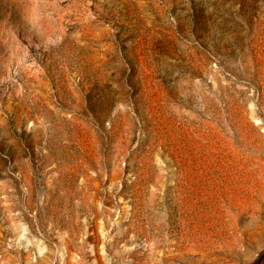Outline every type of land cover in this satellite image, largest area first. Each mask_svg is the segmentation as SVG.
<instances>
[{
	"label": "rangeland",
	"instance_id": "1",
	"mask_svg": "<svg viewBox=\"0 0 264 264\" xmlns=\"http://www.w3.org/2000/svg\"><path fill=\"white\" fill-rule=\"evenodd\" d=\"M263 246L264 0H0V264Z\"/></svg>",
	"mask_w": 264,
	"mask_h": 264
},
{
	"label": "water",
	"instance_id": "2",
	"mask_svg": "<svg viewBox=\"0 0 264 264\" xmlns=\"http://www.w3.org/2000/svg\"><path fill=\"white\" fill-rule=\"evenodd\" d=\"M264 258V246L249 264H258Z\"/></svg>",
	"mask_w": 264,
	"mask_h": 264
}]
</instances>
